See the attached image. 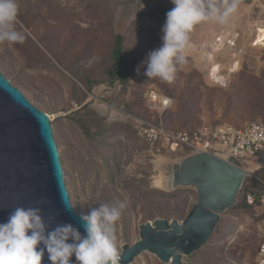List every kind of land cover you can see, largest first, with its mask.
I'll return each instance as SVG.
<instances>
[{"label": "rangeland", "instance_id": "374dc122", "mask_svg": "<svg viewBox=\"0 0 264 264\" xmlns=\"http://www.w3.org/2000/svg\"><path fill=\"white\" fill-rule=\"evenodd\" d=\"M227 2L236 4L228 22L195 28L185 62L168 83L147 78L143 62L162 43L171 0H18L15 26L25 40L0 42V71L48 114L74 209L88 214L101 203L125 202L116 225L118 252L139 239L142 223L180 221L196 201L192 187L155 185L186 152L154 150L138 135L136 120L162 121L177 132L264 123V1ZM117 35L123 37L118 72ZM148 90L170 97L169 110L152 107ZM241 164L248 174L235 203L221 214L210 239L183 256L188 264L254 263L264 214L243 199L264 175V150ZM142 261L167 264L149 252L134 264Z\"/></svg>", "mask_w": 264, "mask_h": 264}, {"label": "water", "instance_id": "95a60500", "mask_svg": "<svg viewBox=\"0 0 264 264\" xmlns=\"http://www.w3.org/2000/svg\"><path fill=\"white\" fill-rule=\"evenodd\" d=\"M169 173L167 190L192 187L195 203L180 221L155 218L142 223L139 239L118 252L120 263L130 264L149 252L167 264H188L183 256L210 239L221 214L235 203L247 169L232 157L198 152L173 162ZM68 202L72 205L48 114L0 71V223L17 207L40 208L48 231L72 224L83 236L81 213ZM71 259L76 264L74 255ZM42 264H51L47 252Z\"/></svg>", "mask_w": 264, "mask_h": 264}, {"label": "clouds", "instance_id": "9594fccd", "mask_svg": "<svg viewBox=\"0 0 264 264\" xmlns=\"http://www.w3.org/2000/svg\"><path fill=\"white\" fill-rule=\"evenodd\" d=\"M171 3L174 7L166 13L161 30L162 43L143 62L147 78L168 83L175 79L177 65L185 62V51L190 47L195 28L208 21L224 25L236 10V4L227 0H171ZM18 14V0H0V42H24L25 35L15 26ZM155 109L161 111L158 107ZM259 177L264 180V175ZM68 206L73 208L69 202ZM125 207L123 201L111 205L101 203L98 208H90L88 214L81 213L83 236L72 224H58L48 231L40 208L17 207L6 223H0V264H42L45 252L51 264H72L73 255L76 264H117L116 225Z\"/></svg>", "mask_w": 264, "mask_h": 264}, {"label": "built area", "instance_id": "2783aa9c", "mask_svg": "<svg viewBox=\"0 0 264 264\" xmlns=\"http://www.w3.org/2000/svg\"><path fill=\"white\" fill-rule=\"evenodd\" d=\"M259 3L264 0H257ZM149 102L161 111H166L172 99L156 90L147 92ZM135 125L138 135L154 150L178 148L188 153L209 152L224 159L234 158L239 162L255 159L264 150V123L261 121H246L242 125L220 124L202 125L193 130L174 131L168 129L162 121L138 119ZM157 147V148H156ZM257 184L248 187L244 193L243 202L251 208H256L264 214V180L256 177ZM135 260L130 263L134 264ZM117 264H122L117 261ZM140 264H146L142 261ZM253 264H264V232L259 243Z\"/></svg>", "mask_w": 264, "mask_h": 264}, {"label": "trees", "instance_id": "16d2710c", "mask_svg": "<svg viewBox=\"0 0 264 264\" xmlns=\"http://www.w3.org/2000/svg\"><path fill=\"white\" fill-rule=\"evenodd\" d=\"M122 39L123 37L121 35H117L116 36V42H115V47L113 49V59L115 62V65L117 66L116 70L117 72L119 71V67L122 64ZM119 73H116V76H118ZM128 78V76H126L125 74H121L120 75V79L122 80H126Z\"/></svg>", "mask_w": 264, "mask_h": 264}, {"label": "bare ground", "instance_id": "6f19581e", "mask_svg": "<svg viewBox=\"0 0 264 264\" xmlns=\"http://www.w3.org/2000/svg\"><path fill=\"white\" fill-rule=\"evenodd\" d=\"M260 31H262V35L264 33V27H260ZM261 36V35H260ZM264 36V35H263ZM176 163V162H175ZM171 166L172 164L170 165V169H171ZM169 169V171H170ZM170 175V173H169ZM170 183H171V177H166L165 174L163 173V175H160L158 176L156 179H155V185L157 187H166V186H170Z\"/></svg>", "mask_w": 264, "mask_h": 264}]
</instances>
